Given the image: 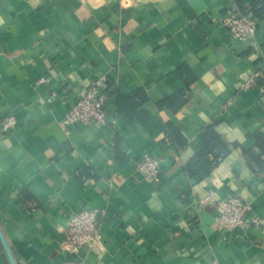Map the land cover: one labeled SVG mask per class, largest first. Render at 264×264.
Returning <instances> with one entry per match:
<instances>
[{
	"label": "crops",
	"instance_id": "crops-1",
	"mask_svg": "<svg viewBox=\"0 0 264 264\" xmlns=\"http://www.w3.org/2000/svg\"><path fill=\"white\" fill-rule=\"evenodd\" d=\"M238 1L0 0V227L17 264H264L249 155L264 161V20L234 39L221 21ZM97 79L115 125L63 127ZM210 129L228 153L199 180L186 165ZM144 155L157 181L136 172ZM210 190L248 200L261 227L225 234L212 206H193ZM85 206L102 211V240L71 253L64 230Z\"/></svg>",
	"mask_w": 264,
	"mask_h": 264
},
{
	"label": "built area",
	"instance_id": "built-area-1",
	"mask_svg": "<svg viewBox=\"0 0 264 264\" xmlns=\"http://www.w3.org/2000/svg\"><path fill=\"white\" fill-rule=\"evenodd\" d=\"M221 24L230 31L234 39L247 41L257 34L258 21L251 15H244L233 10L223 17ZM261 77L260 72L253 73L242 84L243 90L257 86ZM49 79H41L46 83ZM103 79H97L70 107L62 126L73 124L87 125L96 123L100 126L115 125V120L109 118L107 111V96L102 91ZM16 118L9 115L1 122L2 133H10L16 128ZM136 172L146 178L157 181L160 176V161L152 156L144 155L135 161ZM195 209L200 210L212 206L215 212V222L225 234L235 230L246 231L259 228L263 224L261 216L253 209L251 203L238 195L218 198L215 191L210 190L205 197L194 201ZM102 211L97 207H83L71 216L66 224L64 248L71 253H78L84 246L93 248L102 240Z\"/></svg>",
	"mask_w": 264,
	"mask_h": 264
},
{
	"label": "trees",
	"instance_id": "trees-1",
	"mask_svg": "<svg viewBox=\"0 0 264 264\" xmlns=\"http://www.w3.org/2000/svg\"><path fill=\"white\" fill-rule=\"evenodd\" d=\"M237 7L241 14L251 15L257 21L264 20V0H239ZM202 139L205 143V149L186 165L187 174L190 177H198L199 180L209 176L228 153V149L212 129L204 133ZM257 140L261 154L264 155V136L257 135ZM249 155L259 171L264 173V161L261 157L253 153Z\"/></svg>",
	"mask_w": 264,
	"mask_h": 264
},
{
	"label": "water",
	"instance_id": "water-1",
	"mask_svg": "<svg viewBox=\"0 0 264 264\" xmlns=\"http://www.w3.org/2000/svg\"><path fill=\"white\" fill-rule=\"evenodd\" d=\"M0 242L4 248V251L8 257L10 264H17V261H16L14 255H13V252H12V250H11V248H10V246H9V244H8L4 234L2 232L1 227H0Z\"/></svg>",
	"mask_w": 264,
	"mask_h": 264
}]
</instances>
